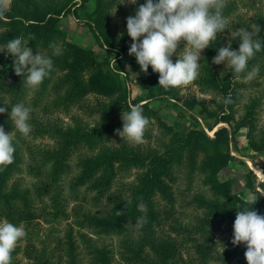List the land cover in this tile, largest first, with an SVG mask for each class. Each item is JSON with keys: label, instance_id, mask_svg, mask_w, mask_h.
Returning <instances> with one entry per match:
<instances>
[{"label": "trees", "instance_id": "obj_1", "mask_svg": "<svg viewBox=\"0 0 264 264\" xmlns=\"http://www.w3.org/2000/svg\"><path fill=\"white\" fill-rule=\"evenodd\" d=\"M86 1L81 0V3ZM93 1L90 20L98 38L110 48L126 50L132 43L127 34L126 18L134 16L136 10H128L126 0ZM144 3L146 0H137L136 9ZM253 9L251 16H247L240 11L235 0H226L223 16L227 29L218 34L217 39L201 53L199 76L191 83L198 92L184 94L182 87L165 91L158 85L159 73L153 72L150 65L142 80L148 94L144 98L133 99L132 103L117 71L104 68V61L98 60L89 49L64 40L58 48L61 54L49 55L53 59L52 72H58L57 83L65 88L63 100L78 104L84 113L99 116V120L89 126L79 122L75 126L64 125L49 119L52 143L45 153L53 165L49 181L59 183L70 157L82 149L87 152L80 159L79 172L70 181L74 186L85 185L95 189L99 198H104L108 203L102 212L87 215L92 223L104 230L117 231L131 225L138 226L139 240L124 255L130 264H204L218 246L221 247L219 254L223 260L236 259L247 264L244 255L246 245L241 243L234 246L231 243L233 224L237 210L253 207L258 214L264 215V195L258 192L254 197L257 199L255 205L245 204L246 199L233 191L231 180H221L217 173L233 157L230 140L243 126L247 128L249 145L264 153V122L258 121L255 109L260 96H253L243 113L236 116L235 103L239 94L236 88L244 83L238 81L232 71L231 75L222 76L219 66L213 64L212 59L220 47L227 45L232 32L238 29L251 31L254 25H258L261 31L254 39L261 42L262 48L248 61L247 70L259 66L255 84L264 76V4L260 2ZM70 11V5L61 6L55 2L11 0L5 19L0 20V46L18 37L33 44L50 46L57 33L58 17ZM240 42L237 37L232 41V48L238 50ZM181 50L180 43L178 52ZM177 58V54L171 57L173 62ZM13 59L6 52H0V107L7 108L6 112L0 113V126L5 132L15 127L9 113L11 107L22 100L27 89L24 77L14 72ZM244 75L241 74V77ZM211 94L220 95L221 101L209 113L215 117L209 129L219 122L224 123L215 128L212 136L197 125L178 132L173 125L160 118L147 100L163 95L192 110L197 105H204V95ZM229 97L232 102L225 104L223 101ZM59 103L46 105L45 114L52 115ZM135 105H142L143 115L150 121L144 138H151L153 126L156 125L159 145H133L122 138L113 144L102 145L107 133L123 125L122 112L130 111V106ZM204 109L207 110L206 107ZM200 154L203 155V181L207 189H197L192 193L189 202L200 206L201 212L194 221L183 223L177 215L174 195V185L178 181L177 166L183 157L193 164ZM20 160L15 148L13 163L0 169V222L7 221L24 228L27 235L18 242L25 241L23 253L31 260L30 264H57L35 242L34 227L38 215L30 205L26 192L19 188L14 179ZM128 176H131L130 179H124ZM70 250L66 264H75L72 245Z\"/></svg>", "mask_w": 264, "mask_h": 264}, {"label": "rangeland", "instance_id": "obj_2", "mask_svg": "<svg viewBox=\"0 0 264 264\" xmlns=\"http://www.w3.org/2000/svg\"><path fill=\"white\" fill-rule=\"evenodd\" d=\"M41 3L55 2L59 5H70L71 11L62 13L58 17L57 33L53 42L57 48L64 40L72 41L91 51L98 60L104 61V68L116 70L122 86L130 102L133 99L144 98L148 91L144 87L143 78L146 73L141 71L140 65L134 55L128 54V47L124 51L110 48L104 45L98 38L90 17L94 1L88 0L84 4L81 0H38ZM242 13L251 16L255 5L264 0H235ZM127 9L134 11L136 5L125 2ZM11 5V0H10ZM9 5V7H10ZM181 42L182 49L185 46ZM33 54L38 51L41 54L50 55L53 49L42 44L28 42ZM222 76L231 75V70L226 67V62L218 65ZM58 72H51L42 84L36 88H28L19 103H23L30 109L31 132L24 137L15 127L6 133L13 137V145L18 151L21 160L19 168L14 174L20 189L24 190L32 208L37 212L34 227L35 242L40 249L45 250L51 260L57 264L69 262L71 245L75 264H130L124 258L131 246L139 240L137 225H131L122 231L104 230L88 220L87 215H95L106 209L108 203L104 198H99L95 189L85 185L74 186L70 179L80 170V159L87 152L82 149L74 153L63 168L62 179L55 184L50 183L49 175L52 163L46 156V149L52 140L49 138V119L64 125L75 126L77 122L84 125H93L99 120V116L84 113L76 103L63 100L65 88L57 83ZM238 81L244 83L237 89L238 97L235 108L236 116L243 113L246 104L254 96H260V102L256 109L259 122H264V76L245 82L243 77ZM184 94L189 91L198 92L193 84L182 86ZM205 104L195 108L186 109L176 100L157 95L148 98V103L155 108L160 118L173 125L178 132L186 131L192 126L202 127L209 136L213 135L214 129L224 124L219 122L213 129L209 126L214 122V116L210 111L217 108L221 101L220 95H204ZM60 102L56 105V111L52 115L45 114L44 107L49 103ZM207 108V110L204 109ZM123 123V121H122ZM41 125H44L41 127ZM123 125L114 127L104 137L102 145L115 143L122 138L116 133V129H122ZM157 127L153 126L151 138H144L143 143L153 146L159 145ZM51 135V134H50ZM52 137V136H50ZM164 137V136H163ZM95 147L94 149H97ZM85 151V152H84ZM230 152L233 157L227 165L221 168L217 176L219 179H230L231 187L240 197L254 198L258 192L264 195V153L254 150L248 143L247 128L238 129L230 140ZM89 153V152H88ZM203 155H198L194 163H190L185 157L177 166L178 181L174 185L175 203L178 209V218L183 223L194 221L201 207L189 202L195 190H206L204 183V171L202 169ZM131 176L124 179H130ZM77 197V199H75ZM217 236H215L216 239ZM25 241L17 242V246L11 253V264H30L31 260L23 253ZM221 247L218 246L211 257L204 264H242L238 260L225 261L220 256ZM185 256L186 253L184 252Z\"/></svg>", "mask_w": 264, "mask_h": 264}, {"label": "clouds", "instance_id": "obj_3", "mask_svg": "<svg viewBox=\"0 0 264 264\" xmlns=\"http://www.w3.org/2000/svg\"><path fill=\"white\" fill-rule=\"evenodd\" d=\"M125 2V0H124ZM123 2V3H124ZM132 5L137 0H127ZM10 0H0V20L5 19L9 10ZM226 0H146L136 9L135 15L126 18V29L132 43L128 54L134 55L141 71L148 73L151 65L152 71L159 73L158 85L165 91L172 88L187 87L199 76V60L204 49L209 47L217 35L227 29V21L223 16ZM258 25L251 31L238 29L231 33L227 45L217 50L213 57V64L226 62V67L233 72L236 79L241 78L249 82L259 74V66L248 71V61L262 48L258 39L260 33ZM141 37H143L141 39ZM240 38L238 50L232 48V41ZM30 40L13 38L5 46H0V52L14 57L13 69L17 76L24 77V84L31 89L38 88L43 80L53 70V59L39 51L33 54L28 47ZM184 41L183 50L178 52L179 44ZM52 56L61 54V51L52 44ZM179 53V55H178ZM173 54L178 58L171 59ZM231 103V98L223 101ZM7 111L0 107V113ZM122 129L116 133L130 144L138 145L144 142V132L150 121L143 115L142 105L130 106V111L122 112ZM9 119L15 129L24 137L31 132L30 109L23 103L11 107ZM15 147L13 137L0 126V169L13 163ZM257 199L249 197L244 203L255 205ZM233 237L231 243L246 245L244 253L247 264H264V215L257 211L244 208L237 210L233 224ZM23 227L15 226L10 222H0V264H11V253L17 242L26 237Z\"/></svg>", "mask_w": 264, "mask_h": 264}, {"label": "water", "instance_id": "obj_4", "mask_svg": "<svg viewBox=\"0 0 264 264\" xmlns=\"http://www.w3.org/2000/svg\"><path fill=\"white\" fill-rule=\"evenodd\" d=\"M215 130V129H214Z\"/></svg>", "mask_w": 264, "mask_h": 264}]
</instances>
